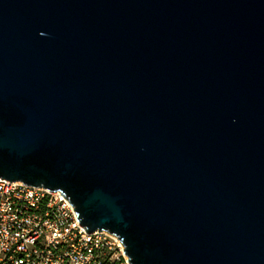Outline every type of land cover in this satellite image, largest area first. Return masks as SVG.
Returning <instances> with one entry per match:
<instances>
[{"label": "water", "instance_id": "95a60500", "mask_svg": "<svg viewBox=\"0 0 264 264\" xmlns=\"http://www.w3.org/2000/svg\"><path fill=\"white\" fill-rule=\"evenodd\" d=\"M0 178L131 264H264V0H0Z\"/></svg>", "mask_w": 264, "mask_h": 264}, {"label": "built area", "instance_id": "2783aa9c", "mask_svg": "<svg viewBox=\"0 0 264 264\" xmlns=\"http://www.w3.org/2000/svg\"><path fill=\"white\" fill-rule=\"evenodd\" d=\"M0 264H131L118 238L88 233L60 193L0 178Z\"/></svg>", "mask_w": 264, "mask_h": 264}, {"label": "bare ground", "instance_id": "6f19581e", "mask_svg": "<svg viewBox=\"0 0 264 264\" xmlns=\"http://www.w3.org/2000/svg\"><path fill=\"white\" fill-rule=\"evenodd\" d=\"M119 242H120V245L122 246V248H123V250H124V246H123V244L121 243V241L120 240H118Z\"/></svg>", "mask_w": 264, "mask_h": 264}]
</instances>
